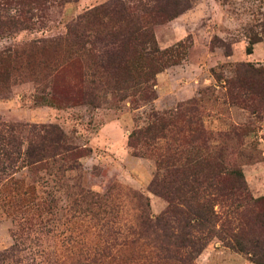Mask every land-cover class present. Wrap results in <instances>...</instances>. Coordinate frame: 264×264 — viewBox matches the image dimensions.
Instances as JSON below:
<instances>
[{
    "label": "rangeland",
    "instance_id": "obj_1",
    "mask_svg": "<svg viewBox=\"0 0 264 264\" xmlns=\"http://www.w3.org/2000/svg\"><path fill=\"white\" fill-rule=\"evenodd\" d=\"M107 1L42 0L23 14L29 0H0V55L9 49L19 55L22 45L34 39L65 38L69 24ZM160 1L171 15L151 26L156 46L165 50L179 44V53L171 57L176 62L155 75L152 88L149 81L121 97L103 92L98 107H57L36 100L39 92L25 73L14 71L8 83L0 81V124H55L76 145L91 149L79 159V170L70 174L21 162L9 179L0 173V264H133L126 260L127 250L125 261L120 259L117 246L103 251L106 256L99 262L91 260L101 256L105 240L115 237L105 226L135 224L140 202L133 194L147 198L152 215L168 205L150 190L155 155H136L128 145L129 134L146 125L153 111L173 110L192 99H198L203 126L214 136L211 144L224 145L228 164L242 172L253 196L264 195V0ZM25 15L29 21L14 27L7 22ZM61 41L59 57L70 59L66 56L72 48ZM97 49L99 45L93 52ZM10 63L18 67V61ZM73 74L69 68L59 73L61 88ZM150 90L154 97L147 99ZM224 133L229 137L222 139ZM75 180L100 193L112 188L111 208L94 215L96 210L84 202L75 203L69 188ZM195 263L256 264L216 237Z\"/></svg>",
    "mask_w": 264,
    "mask_h": 264
},
{
    "label": "trees",
    "instance_id": "obj_2",
    "mask_svg": "<svg viewBox=\"0 0 264 264\" xmlns=\"http://www.w3.org/2000/svg\"><path fill=\"white\" fill-rule=\"evenodd\" d=\"M41 1L29 0L23 14ZM130 3L109 0L69 24L65 38L25 42L19 55L9 49L8 54L0 55V81L8 83L14 71L25 73L39 92L36 100L57 107L63 103L98 107L103 92L121 97L124 91L149 81L152 88L155 75L176 62L171 57L179 53V44L160 50L151 29L157 21L169 19L171 13L163 9L160 0ZM8 20L14 27L29 17ZM88 36L92 40L84 39ZM61 40L72 48L66 56L70 59L59 57ZM87 44L92 45L90 50ZM95 45L100 47L98 53L93 52ZM11 59L18 61V67L11 65ZM66 68L74 69L75 74L63 89L58 75ZM153 97L154 90H150L146 98ZM198 106V99H192L173 110L153 111L146 125L129 134L128 145L136 155H155L150 190L164 197L168 205L160 214L152 215L147 198L133 194L140 202L135 224L105 226L115 237L110 242L105 240L101 256L91 260L99 262L102 255L106 256L103 251L117 246L120 259L125 261L123 252L127 250L126 260L133 264H196L195 258L216 237L254 263L264 264V195L253 196L242 172L235 164H228L224 145L211 144L214 136L205 130ZM227 137L222 134V139ZM90 151L76 145L55 124H0V173L8 179L20 162L70 174L79 170V159ZM69 188L74 189V202L82 201L95 209L94 215L111 208L112 188L100 193L77 180Z\"/></svg>",
    "mask_w": 264,
    "mask_h": 264
}]
</instances>
